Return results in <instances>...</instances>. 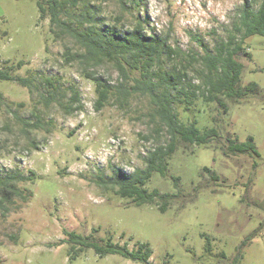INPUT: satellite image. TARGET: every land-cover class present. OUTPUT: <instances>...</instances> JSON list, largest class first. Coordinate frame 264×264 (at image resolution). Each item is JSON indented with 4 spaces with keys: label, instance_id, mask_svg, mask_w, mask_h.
Returning <instances> with one entry per match:
<instances>
[{
    "label": "rangeland",
    "instance_id": "rangeland-1",
    "mask_svg": "<svg viewBox=\"0 0 264 264\" xmlns=\"http://www.w3.org/2000/svg\"><path fill=\"white\" fill-rule=\"evenodd\" d=\"M260 1L77 0V12H93L86 26L159 35L185 54L182 59L237 44L249 53L236 57L243 66L241 84L257 83L258 94L241 103L225 100L224 113L203 100L201 64L194 60L186 75L179 74L177 90L171 88L172 107L179 122L195 120L200 130L215 127L239 141L252 136L258 155H225L204 145L179 148L166 176L153 172L146 185L160 193L180 190L160 211L156 204L134 205L115 195L110 183L113 168L127 175L145 168L148 153L169 139L149 97L134 94L122 103L111 98L96 110L94 83L64 58L66 49L79 46L54 38L48 18L39 17L38 0H0V69L14 65L12 75L35 85L30 90L0 80V177L23 175L27 179L15 184L32 192L26 203L18 196L0 203V264H231L238 253L237 264H264V36L240 41L239 22L241 11L255 10ZM173 65L181 67L164 55L155 68L161 73ZM96 74L111 84L119 80L108 63ZM46 78L58 85L48 105L41 96ZM165 83L170 80L160 86ZM74 92L79 101L72 103ZM204 167L221 179L211 181ZM93 229L96 237L111 235L129 250L147 243L148 263L118 254L100 257L93 249L71 258L65 230L88 235Z\"/></svg>",
    "mask_w": 264,
    "mask_h": 264
},
{
    "label": "trees",
    "instance_id": "trees-1",
    "mask_svg": "<svg viewBox=\"0 0 264 264\" xmlns=\"http://www.w3.org/2000/svg\"><path fill=\"white\" fill-rule=\"evenodd\" d=\"M76 4L77 0H38L37 2L39 17L48 18L50 32L54 38H70L79 46L75 52L66 49L64 58L66 62L77 63L81 75L94 83L97 95L95 109L103 108L111 98L122 103V100H127L134 94L147 95L154 105V114L158 118L159 126L166 129L169 137L165 145H158L148 153L145 168L131 175L119 169H112L110 183L117 188L115 195L128 198L134 205L156 204L160 211H165L171 202L177 200L180 190L176 193H160L157 189H149L146 185L153 172L166 176L168 161L179 148L204 145L220 147L225 155H258L252 136H248L245 141H239L231 135H221L215 127H205L200 130L195 120L189 124L179 122L172 107L174 97L171 88L177 90L179 74L186 75L194 60L201 64L203 100L216 103L224 113L228 110L225 100L241 103L246 98L258 94L257 83L241 84L243 66L236 61V57L240 51L247 55L249 53L240 44L227 48L226 51L220 49L214 54L206 52L197 59L189 55H186L188 59H182V55L185 54L166 45L159 35L147 34L139 29L117 31L114 28L102 30L92 24L86 26L93 12L91 9L77 12ZM239 22L242 28L240 41L253 35L264 36V0L260 1L255 10L250 7L244 8ZM164 55L171 60L175 59L181 66L180 69L177 65H173L157 73L156 64ZM103 63L113 65L118 71L117 83L111 84L96 74V68ZM22 64L23 62H18L17 67ZM13 68L14 65L1 68L0 80H16L32 90L35 86L33 79L15 77L12 75ZM155 76H157L156 81H154ZM167 78L170 83H165L161 87V83ZM45 81L47 86L41 96L48 105L56 99L58 85L50 78H46ZM78 101V94L74 92L71 102ZM185 104L186 108H189L191 101L187 100ZM203 173H208L211 181L218 182L221 179L208 167L203 168ZM26 179L27 177L18 173L0 177V203L14 202V196H18L22 203H26L32 196L31 190L26 186L19 187L15 184L16 180ZM173 179L178 185L179 178ZM184 204L185 201L180 202L179 206L182 207ZM94 232L96 229L88 235H83L65 230L66 242L69 245L68 254L71 258L78 256L85 249H93L100 257L118 254L133 261L148 263L152 251L147 243H136V248L129 250L126 245L114 243L111 235L99 238L93 234ZM239 259L240 253L231 264H237Z\"/></svg>",
    "mask_w": 264,
    "mask_h": 264
}]
</instances>
